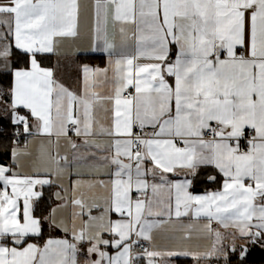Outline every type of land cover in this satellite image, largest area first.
Segmentation results:
<instances>
[{
    "label": "snow or ice",
    "instance_id": "snow-or-ice-1",
    "mask_svg": "<svg viewBox=\"0 0 264 264\" xmlns=\"http://www.w3.org/2000/svg\"><path fill=\"white\" fill-rule=\"evenodd\" d=\"M256 250L264 0H0V264Z\"/></svg>",
    "mask_w": 264,
    "mask_h": 264
},
{
    "label": "trees",
    "instance_id": "trees-1",
    "mask_svg": "<svg viewBox=\"0 0 264 264\" xmlns=\"http://www.w3.org/2000/svg\"><path fill=\"white\" fill-rule=\"evenodd\" d=\"M250 264H264V251L256 250L250 258Z\"/></svg>",
    "mask_w": 264,
    "mask_h": 264
},
{
    "label": "crops",
    "instance_id": "crops-1",
    "mask_svg": "<svg viewBox=\"0 0 264 264\" xmlns=\"http://www.w3.org/2000/svg\"><path fill=\"white\" fill-rule=\"evenodd\" d=\"M90 63H93V64H97V65H101V66H103L104 61H103V60H100V59H97V60L90 61ZM35 144H38V141L33 142L32 144L29 145V147H33ZM203 190H204V189L201 188L199 191L202 192ZM48 235H49V234L46 232V233H45V238H47ZM52 235H59V233H53Z\"/></svg>",
    "mask_w": 264,
    "mask_h": 264
}]
</instances>
